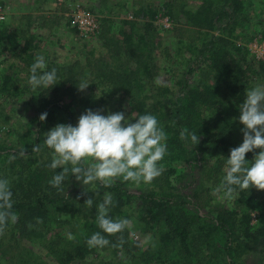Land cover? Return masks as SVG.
Listing matches in <instances>:
<instances>
[{
    "label": "trees",
    "instance_id": "16d2710c",
    "mask_svg": "<svg viewBox=\"0 0 264 264\" xmlns=\"http://www.w3.org/2000/svg\"><path fill=\"white\" fill-rule=\"evenodd\" d=\"M195 2L198 4L167 0L155 5L139 0L133 4V9L123 5L122 10L131 15V20L98 18L101 23L99 40H108L105 39L108 36L111 41L103 42L101 47H110L116 65L107 69L114 77L109 80L99 103L108 104L112 109L117 103L119 109L127 102L130 111L126 113V120L133 113L155 115L168 136L167 153L160 161L162 174L150 183L139 184L135 190L129 187L135 183L120 178L112 186L104 187L99 182L79 184L71 177L72 193L80 191L81 199L78 205L67 210L70 216L62 221L71 225L70 233L75 239H64L57 230L59 238L44 240L46 225L59 221H47L58 202L44 195L50 188L47 180L59 174L61 169L53 170L49 176L42 171L45 166L39 164L47 152L44 135L58 124L75 126V113L63 96L50 98V94H41L37 112L27 124L26 132L21 134L15 125L7 126L10 137L8 142H0V165L7 172L3 173V179L10 181L12 210L19 217L13 225L14 245L9 248L15 249L20 243L17 237H25L40 243L47 252L44 259L29 252L25 259L18 261L19 264H86L94 260L92 256L96 250L103 249L90 247L87 243L93 233L100 231L96 223L97 210L90 209L83 197L91 199L93 194L95 201L105 193L112 195L111 218L128 219L134 214L145 229L155 231L157 246L166 251L163 260L162 254L157 253V264H245V256L264 240V191L254 188L248 192L240 191L235 200H224L216 195L218 202L212 198L206 200V193L197 188L188 192L189 187L197 184L198 174L211 186L208 191L214 190L225 174V159L230 150L242 144L239 105L246 90L251 88L247 83L249 77L244 73L254 62L245 48L241 49L230 39L209 33H203L197 41L181 35L173 36V39L170 35L174 34L175 28L158 27L155 21L164 16L179 22L178 11L184 27L191 30H216L231 35L233 28L239 26L242 30H237L235 38L243 37L244 41L249 39V34L252 38L258 31L253 30L254 35L245 33L250 21L246 10L252 6L251 0ZM261 2L264 5V0ZM0 6L4 7L2 1ZM85 10L97 16L104 14L102 6ZM257 22L261 26L259 34L264 39V20ZM115 24V36H120V40L108 35ZM4 32L0 28V52L4 51ZM32 41L31 37L26 45L30 47ZM249 59L252 62H248ZM20 62L28 78L34 63L28 52L21 56ZM258 66L264 72V64L259 61ZM104 72L103 78H108ZM4 79L8 86V77ZM6 86L0 84V93L8 92ZM144 88L147 94L137 93L136 90ZM85 105L91 104L87 101ZM43 113H47V117L40 121ZM184 128L197 133V145L180 139ZM12 136L18 137L19 145L11 140ZM37 144L41 150L33 152L32 147ZM258 151L246 154L245 159L251 161ZM188 175L191 182L186 181ZM37 177L42 181L37 183ZM33 186L37 192L31 190ZM253 213L255 224H252ZM131 248L137 250V244L133 243ZM166 259L170 261L165 262ZM145 262L150 264L147 259Z\"/></svg>",
    "mask_w": 264,
    "mask_h": 264
},
{
    "label": "rangeland",
    "instance_id": "374dc122",
    "mask_svg": "<svg viewBox=\"0 0 264 264\" xmlns=\"http://www.w3.org/2000/svg\"><path fill=\"white\" fill-rule=\"evenodd\" d=\"M0 1L3 2L4 7L7 9L8 14L6 15L5 20L8 19V15L9 17H11V19L14 17V19L17 20L18 17L15 18L17 16V12L12 11L13 9H16L20 1ZM137 1L139 0H51L47 1L44 4L45 7H48L50 4L54 3L56 5L59 4L65 6H60L63 8H61L62 11H59V16H56V18H47L45 16L46 13L41 14L42 16L40 21L42 22L43 27L37 30V32L40 31L41 33L40 35L42 36V44H39L37 40V43L34 44V39L30 47H28V45H26L25 43L22 46L20 52L18 53L19 56H10L9 53L6 54L5 51L0 52V84L6 86V79H4V77H8V86H6L8 88V92L6 94L0 93V142L9 141L10 136H8V132H10V130H7V126L15 125L19 129V132L21 134L26 132L27 124L31 121L32 118L35 117V114L37 112L39 105L38 99L41 94H50V98L63 96L66 103L69 104L71 110L75 113L76 124L78 122V118L86 110L90 109L92 111H96L98 107L101 108L100 114L102 115L123 112L126 119V113H129L130 111L128 109L129 104L127 102L121 104V107H119V109L116 108L117 106L115 104L117 103L113 104V109L110 108V105L108 106V104L99 103V100L103 97V91L106 90L109 85V80L114 77L113 74L111 76L110 73H107V69L116 66L114 63L115 57L111 58L112 55L110 53V47H101V45H104L103 42H105L106 44L107 42L111 41L109 40L110 37L108 36H105V39L108 40H101V38L99 40V35L101 33V23L99 19H101V17H108L109 19L115 21L131 20V15L126 14L124 10H122V8L123 5H125L127 8L133 9V7L135 8L133 4L137 3ZM147 1L150 4L156 5L161 3L162 1L167 0ZM182 1H184V3H188L189 5L198 4V2H195V0ZM251 1V8L246 10V12L249 11L246 14L248 15L247 17L250 18V21L249 25L247 26L248 29L247 31L245 30V33L248 34V32H251L253 34V30L258 31L255 32L257 33L256 35L253 34L254 36L252 38H250L249 34V39H245L246 41H244L243 37L235 38L238 33L237 30H242L239 26L233 28L234 30H232L231 35H229L228 32L222 33L216 30H191L190 28H186L184 27L183 17L179 14L178 11L176 15L180 19L179 22H172V20H170L168 17L160 16L155 21V24L156 26L163 27L165 29L175 28L174 34L170 35V38L173 39L175 38L173 36L181 35L182 38L194 39V41H197V38L201 37L203 33H209L208 35L210 36H222L227 39H230L235 45L237 44V46L241 49L245 48L250 57L253 58L254 62L251 67H248V70L246 68V72L244 73L245 75H248L249 79L247 83L252 88L258 84L264 85V72L261 70L260 66H258L259 61L264 64V59H259L256 56V52L261 51V56H264V48H261L262 45L264 46V39L259 34L261 26L259 22H257V20H264V5L262 4L261 0ZM101 6L104 9V14L101 16L96 15L99 18L98 29L96 33L86 39L80 37L79 34L76 32L77 29L73 26L72 21L70 19L71 11L76 7H79L83 10H93L99 9ZM20 21H22V19L17 20V22ZM57 29H60L62 32L54 33L55 31H57ZM115 29H117L116 24L113 27V30H111V33H109L108 35L113 36V39L115 40H120V36H115ZM25 51L28 52L31 62H35V58L38 55L43 56L47 65L46 69H49V71L55 69L56 74L62 75L61 77L57 76L56 85L49 88L40 87L35 90L32 89L31 85L28 84L29 77L27 78V74L24 72V65L22 64V62H20L21 56L27 53ZM248 62H252V60L249 59ZM104 71H106V73L108 74V78H103V75H105ZM82 81H86L89 86L83 91H80L77 87ZM136 91L139 94L141 92L145 94L148 93L145 88L143 90ZM87 101H89V104H91L90 106L85 105V102ZM93 102H95V104H93ZM110 103H112V101ZM17 138L18 137L12 136L11 140H13L15 144L19 145V143H17ZM49 153L50 150L47 149V152L44 154V156L40 158L39 164L45 166L42 171L48 173V175L50 176L53 172V169L49 167L51 163V157ZM41 155L43 154L41 153ZM36 169L38 171V167H36ZM61 171L62 169L60 170V172ZM3 173L7 172H4L0 165V178H3ZM70 175L71 174L69 173V178L66 177L60 189L52 187L49 183L50 180L48 178V180L46 179L47 184L50 186V188L49 192L44 195H46L47 198H53L55 201H58L55 206V209L49 213L47 221L59 220L61 221V224L59 221H57V224L48 223V225H46L47 228L43 229V232L45 234L44 240H48L52 237L59 238V235L56 234L57 230L64 239H68V234L70 233L71 225L65 224L67 221L62 220L67 219V215L70 216L67 210L73 207L74 205H78V202H80L79 199H81V197L79 196V194L81 193L80 191L77 190V192L72 193L73 186ZM43 179H45V177H43ZM40 181H42V179L40 177H37V183ZM186 181L191 182V178L189 175L187 176ZM75 182L79 184L81 183V181L77 180H75ZM196 183L197 184L194 187L188 188V192H192V190L197 188L200 192L206 193V200L212 198V201L218 202L217 196L213 194V189L208 191L211 187L208 181L202 179L199 174L197 175ZM137 186L139 185L133 184L129 187L130 190H135ZM150 186L152 187V185ZM31 190L33 192H37L35 191V186H33ZM83 197H85V201L88 200L86 196ZM91 199H93V210H97L96 206L102 202L103 196L102 198L100 197L97 201H95L93 194L91 196ZM128 220L130 221V223L127 228L122 233L116 235H108L110 241L109 245L104 247L103 249L96 250L95 254L92 256L94 260H89L86 264H137L138 262H140V264H147L145 262L146 259L149 261L150 264H157V262L155 261L158 257L157 253L162 254L163 260L164 255H166V251L161 250V248L157 246L158 240L156 239V234L154 233L155 231H148L147 229H145V226L142 225L135 218L134 214H132V217H129ZM14 224H9V226L4 231L3 235H0V264H19L18 261L25 259L26 254L29 252H35L37 255H39V257H42L44 259L46 257L45 254L47 252L44 248H42L43 246H41L40 243H34L25 237H17L16 240L20 241V243H18L15 249L9 248L11 245H14V241L12 240V231H14ZM252 224H255L254 213L252 215ZM15 232L17 233L18 231L16 230ZM120 236L122 239H119ZM121 240L125 241L123 242L122 247H114V245H119ZM133 243L137 244V250L131 248V245ZM12 250L15 251L11 253ZM89 256L90 255H88L87 258H90ZM166 261L170 260L166 259L165 262ZM244 263L264 264L263 239L252 249L249 254L245 256Z\"/></svg>",
    "mask_w": 264,
    "mask_h": 264
},
{
    "label": "clouds",
    "instance_id": "9594fccd",
    "mask_svg": "<svg viewBox=\"0 0 264 264\" xmlns=\"http://www.w3.org/2000/svg\"><path fill=\"white\" fill-rule=\"evenodd\" d=\"M46 67L44 57L38 55L29 70L28 82L33 90L57 84L56 70L45 71ZM88 86L82 81L77 88L83 91ZM239 113L243 142L230 150L225 159V174L213 190L214 195L224 200H235L240 191L248 192L253 188L264 191V85L246 90ZM46 117L47 113H43L39 119L44 121ZM132 119L134 123L129 122ZM129 120L123 112L102 115L99 110L89 109L78 118L75 126L58 124L49 130L44 135V147L50 150L49 167L62 169L49 181L50 185L60 189L69 173L85 185L99 182L104 187L112 186L118 178L139 185L159 177L163 172L160 161L167 153V133L155 115L133 113ZM180 139L199 143L197 133L189 132L187 128L181 130ZM40 150L39 144L32 147L33 152ZM257 150L258 154L251 161L245 159L246 154ZM85 204L91 209L93 199L86 200ZM112 205V195L105 193L102 202L96 206V223L100 231L88 239L90 247L108 246L110 241L106 236L122 233L129 225L126 218L110 217ZM12 209L10 181L0 178V235L19 219ZM68 239L75 237L69 233ZM122 245L123 240L114 247Z\"/></svg>",
    "mask_w": 264,
    "mask_h": 264
},
{
    "label": "crops",
    "instance_id": "0c3cea01",
    "mask_svg": "<svg viewBox=\"0 0 264 264\" xmlns=\"http://www.w3.org/2000/svg\"><path fill=\"white\" fill-rule=\"evenodd\" d=\"M19 4L17 5L16 9H13L12 12H17L18 19H22V21L17 22L14 17L11 19L9 15L2 24H0V28L4 30V36L6 41H4V51L6 54L9 53L10 56H16L20 52L22 46L30 40L32 37L34 39V44L38 43L42 44V36L40 35V31L37 30L41 29L42 22L41 14L46 13L47 18H56L59 16V11H62L60 6L65 5H56L50 4L48 7H45V3L51 0H19ZM69 1V0H66ZM25 2V3H23ZM16 6V5H15ZM53 12V13H51ZM8 14V13H7ZM22 22V23H21ZM51 22V21H50ZM49 23V22H48ZM23 27V28H22ZM62 32L60 29H57L54 33ZM37 40V41H36ZM34 47V46H32ZM19 56V55H18ZM19 59V57H18ZM12 65V64H11Z\"/></svg>",
    "mask_w": 264,
    "mask_h": 264
},
{
    "label": "built area",
    "instance_id": "2783aa9c",
    "mask_svg": "<svg viewBox=\"0 0 264 264\" xmlns=\"http://www.w3.org/2000/svg\"><path fill=\"white\" fill-rule=\"evenodd\" d=\"M70 14L72 24L77 29V33L80 37L86 39L96 33L98 29V17L96 15L87 10L80 9L79 7L73 9ZM6 15L7 9L3 6H0V24L5 21ZM262 47L264 48L263 45L261 48ZM261 52H256V56L257 58L263 60L264 56H261Z\"/></svg>",
    "mask_w": 264,
    "mask_h": 264
}]
</instances>
